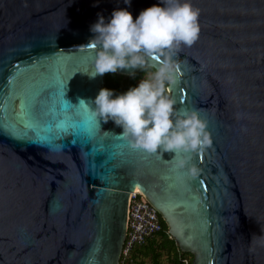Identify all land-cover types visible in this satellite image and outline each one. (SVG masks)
I'll return each instance as SVG.
<instances>
[{"label":"water","instance_id":"95a60500","mask_svg":"<svg viewBox=\"0 0 264 264\" xmlns=\"http://www.w3.org/2000/svg\"><path fill=\"white\" fill-rule=\"evenodd\" d=\"M160 2L0 0V264H119L137 187L191 264H264V0H192L200 33L172 55L167 90L177 110L208 121L210 143L185 168L174 153L131 147L92 111L104 82L87 74L98 13L128 8L135 19ZM56 74L87 110L54 112L36 95Z\"/></svg>","mask_w":264,"mask_h":264},{"label":"clouds","instance_id":"9594fccd","mask_svg":"<svg viewBox=\"0 0 264 264\" xmlns=\"http://www.w3.org/2000/svg\"><path fill=\"white\" fill-rule=\"evenodd\" d=\"M124 3L130 5L131 0ZM199 15L192 0H161L135 19L128 8L114 9L108 19L98 13L90 26L94 36L89 43L96 49L95 70L87 73L90 78L143 68L150 54L165 53L163 63L147 78L119 94L102 87L91 103L98 120H111L122 128L119 135L131 147L161 157L164 152L174 153L177 168L188 166L190 154L210 143L208 121L195 108L177 110L174 98L166 94V88L177 80L178 66L172 55L180 46L196 42ZM188 171L195 175L198 168L192 164Z\"/></svg>","mask_w":264,"mask_h":264},{"label":"trees","instance_id":"16d2710c","mask_svg":"<svg viewBox=\"0 0 264 264\" xmlns=\"http://www.w3.org/2000/svg\"><path fill=\"white\" fill-rule=\"evenodd\" d=\"M156 69L152 66L139 68L131 75L120 73L104 74L102 87L116 90V94L125 92L132 86H135L139 80L147 76L148 73H154ZM166 94L169 92L166 88ZM160 215V213H159ZM162 228L159 232L152 235L144 243L135 245L127 256L121 254L119 264H185L182 259L187 258L191 264L193 254L182 251L175 240L168 233V226L160 215Z\"/></svg>","mask_w":264,"mask_h":264},{"label":"built area","instance_id":"2783aa9c","mask_svg":"<svg viewBox=\"0 0 264 264\" xmlns=\"http://www.w3.org/2000/svg\"><path fill=\"white\" fill-rule=\"evenodd\" d=\"M162 228L159 211L145 194L135 188L130 191L127 205L126 235L121 254L127 256L130 250L144 243ZM182 261L187 264L188 259Z\"/></svg>","mask_w":264,"mask_h":264},{"label":"snow or ice","instance_id":"6c2138e0","mask_svg":"<svg viewBox=\"0 0 264 264\" xmlns=\"http://www.w3.org/2000/svg\"><path fill=\"white\" fill-rule=\"evenodd\" d=\"M65 91L66 84L64 79L59 74H56L52 76L49 82L44 87H42L36 95H42L46 93L45 102L51 105V109L54 112H69L74 107L76 108L78 113L87 110L83 101H80V104L78 106L69 103V101L65 99ZM25 108L29 111L30 114L31 105L26 104ZM77 125L80 127L83 126L84 128L90 130L88 123L82 120H73L70 126L75 127Z\"/></svg>","mask_w":264,"mask_h":264},{"label":"rangeland","instance_id":"374dc122","mask_svg":"<svg viewBox=\"0 0 264 264\" xmlns=\"http://www.w3.org/2000/svg\"><path fill=\"white\" fill-rule=\"evenodd\" d=\"M150 74H151V73H148L147 76H145L144 78H147ZM144 78H143V79H144ZM139 81H140V80H139ZM139 81H138V82H139Z\"/></svg>","mask_w":264,"mask_h":264},{"label":"bare ground","instance_id":"6f19581e","mask_svg":"<svg viewBox=\"0 0 264 264\" xmlns=\"http://www.w3.org/2000/svg\"><path fill=\"white\" fill-rule=\"evenodd\" d=\"M137 189H139V188L137 187Z\"/></svg>","mask_w":264,"mask_h":264}]
</instances>
